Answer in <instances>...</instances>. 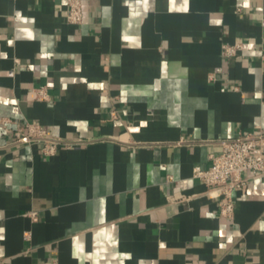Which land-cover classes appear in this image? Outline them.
Instances as JSON below:
<instances>
[{
  "label": "crops",
  "instance_id": "1",
  "mask_svg": "<svg viewBox=\"0 0 264 264\" xmlns=\"http://www.w3.org/2000/svg\"><path fill=\"white\" fill-rule=\"evenodd\" d=\"M67 8L0 0V264H264V174L233 217L193 176L264 131V0ZM24 121L73 144L13 143Z\"/></svg>",
  "mask_w": 264,
  "mask_h": 264
},
{
  "label": "built area",
  "instance_id": "2",
  "mask_svg": "<svg viewBox=\"0 0 264 264\" xmlns=\"http://www.w3.org/2000/svg\"><path fill=\"white\" fill-rule=\"evenodd\" d=\"M67 19L72 24L83 22V0H67ZM243 49V43H224L222 54L226 57L237 55ZM39 99H47V86L36 88ZM42 144L47 156L57 153L60 147H71L73 142L54 137L50 131L37 121L17 122L13 143ZM209 167L196 166L193 176L200 179L215 195L223 199L221 215L233 217L235 211L234 191L245 187L253 177L264 174V131L240 134L223 141L222 151L210 155ZM183 185L185 181H182ZM30 237V232L24 234Z\"/></svg>",
  "mask_w": 264,
  "mask_h": 264
}]
</instances>
